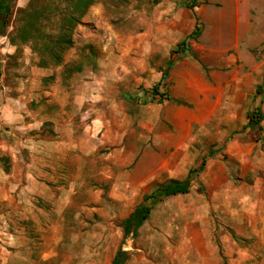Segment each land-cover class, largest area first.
Wrapping results in <instances>:
<instances>
[{
    "label": "crops",
    "instance_id": "1",
    "mask_svg": "<svg viewBox=\"0 0 264 264\" xmlns=\"http://www.w3.org/2000/svg\"><path fill=\"white\" fill-rule=\"evenodd\" d=\"M157 43L144 42L139 57H93L55 99L29 79L4 82L16 47L0 48V264H67V244L75 264H112L121 247L96 225L124 234L146 196L189 178V193L153 204L138 231L150 243L122 248L126 264H157L135 255L156 250L167 254L159 264H238L239 241L264 250V148L248 119L237 125L245 87L225 86L223 59L208 64L202 52L163 79L177 45Z\"/></svg>",
    "mask_w": 264,
    "mask_h": 264
},
{
    "label": "rangeland",
    "instance_id": "2",
    "mask_svg": "<svg viewBox=\"0 0 264 264\" xmlns=\"http://www.w3.org/2000/svg\"><path fill=\"white\" fill-rule=\"evenodd\" d=\"M191 1L96 0L72 30L73 45L64 51L63 62L55 64L42 50L43 43L40 46L37 44L41 51H36L35 44L25 45L21 42L18 33L25 27L24 11L34 8L44 12L39 32L44 40H49L61 35L65 19L72 14L74 4H70L69 0H17L13 15L4 33L0 34V48L14 46L12 41L18 43L14 54L6 52L4 82L17 85L21 79H29L27 84L31 85L35 94L42 92L45 98L55 99L64 94L57 87L70 86L77 74L70 73L75 72L77 67L86 68L93 62V57L106 51L118 55L129 51L136 57L142 52L141 47L146 41L152 42L153 50L162 48L157 38L176 46L195 29L198 19L201 36L188 41V52L204 53L208 64L223 59L219 70L225 86L239 79L245 87V96L240 98L243 112L237 124L242 131L248 115L258 107L264 114V0H199L194 9L190 8ZM3 36L7 37L4 44L1 40ZM42 62L45 68L39 66ZM33 69H36L35 72ZM37 69L40 70L38 73ZM79 82L82 80L79 79ZM260 86L263 93L258 95ZM251 133L253 139L261 141L264 148V121L259 129L255 128ZM149 221L151 225L153 220ZM96 230L104 234L103 241L111 240L117 248L130 245L143 248L150 243L142 236L124 239L123 232L119 231L120 235L115 237L112 231H105L100 224L96 225ZM76 232L67 231V239ZM256 240L258 242L259 239ZM155 241L159 247H163L162 236H156ZM258 244L239 241L235 261L238 264H264V250L257 251ZM65 249L61 253L63 262L75 264V252L72 248L69 250L68 244ZM245 253H250L251 257H245ZM135 255L145 256L157 264L167 258L165 252L157 250Z\"/></svg>",
    "mask_w": 264,
    "mask_h": 264
},
{
    "label": "trees",
    "instance_id": "3",
    "mask_svg": "<svg viewBox=\"0 0 264 264\" xmlns=\"http://www.w3.org/2000/svg\"><path fill=\"white\" fill-rule=\"evenodd\" d=\"M17 0H0V34L4 33V29L13 15L14 6ZM199 0H192L190 8L194 9L197 7V3ZM96 0H69L70 4L73 5L72 14L68 15L65 19L64 26L62 28V33L59 37L49 40H44L43 35L39 32L41 25L40 21L44 18V12L40 10H36L34 8L30 10L24 11V17L26 20L25 27L23 26L21 30H19V38L21 42L25 45L27 44H35L36 51H41L37 47V44L43 49L50 57L51 60L55 64H60L63 62V54L64 51L70 48L73 45L71 33L74 27L80 23V17L84 15V13L88 10L90 6H92ZM201 27L198 23V19L196 21L195 29L187 36V38L177 44V46L171 51L170 59L167 64V69L164 71L163 79L169 74L170 68L181 58L185 57L189 52L188 41L196 40L201 36ZM12 38V37H11ZM14 46L18 47V43L13 42ZM41 43V44H40ZM33 48V47H32ZM34 48V49H35ZM40 67H44V63L39 64ZM83 69L81 67H77L75 72L80 73ZM159 85H155L151 92L152 98L159 94L161 100L164 98V94L158 93ZM263 93V88L260 86L257 90V94L261 95ZM248 125L245 128H260L261 123L264 121V114L258 107L255 111L248 115ZM258 140V139H257ZM202 166L200 169H196L191 173L198 172L202 170ZM191 189V181L190 178L185 181H175L172 180L165 185L161 186L151 195L145 197L144 202L139 205L134 212L129 216L128 219L124 221L123 229H124V239L129 237L136 238L138 236L139 229L144 225V223L149 219L151 210L153 208V204H156L159 201H162L164 198L178 195V194H187ZM128 253L122 249V247L116 253L112 264H126L128 261Z\"/></svg>",
    "mask_w": 264,
    "mask_h": 264
}]
</instances>
